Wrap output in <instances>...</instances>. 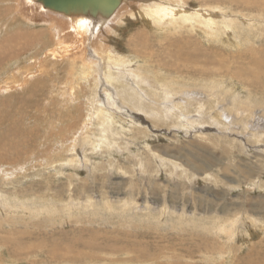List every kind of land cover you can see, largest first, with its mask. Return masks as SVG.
Returning a JSON list of instances; mask_svg holds the SVG:
<instances>
[{
  "label": "rangeland",
  "instance_id": "1",
  "mask_svg": "<svg viewBox=\"0 0 264 264\" xmlns=\"http://www.w3.org/2000/svg\"><path fill=\"white\" fill-rule=\"evenodd\" d=\"M178 1L222 31L150 26L135 9L103 42L140 76L113 64L108 80L99 59L96 80L74 82L80 61L38 59L50 45L36 3H0L5 36L21 34L0 52L22 47L0 68V264H264V0Z\"/></svg>",
  "mask_w": 264,
  "mask_h": 264
},
{
  "label": "bare ground",
  "instance_id": "2",
  "mask_svg": "<svg viewBox=\"0 0 264 264\" xmlns=\"http://www.w3.org/2000/svg\"><path fill=\"white\" fill-rule=\"evenodd\" d=\"M9 4L11 2V0H0V3H8ZM18 1V0H17ZM22 1V0H21ZM127 1V2H126ZM120 0L119 4L116 6V8L107 15H98V16H94L91 15L90 13H64L63 11H56V10H52L49 8H46L43 3L41 2V0H27V2L29 4H34L36 3V5L38 6L39 10L43 11L45 13V15L41 14V18H39L38 14H36V16L34 15H28L25 14L24 11H20L17 8H13L12 12L14 11L16 14V19L17 23H21L24 25H27V22H35L37 18H39L40 21L42 22H48L47 24H49V26L47 27L48 31V35L49 37L47 38V42L50 45L49 46V50H47L44 54V56H42L43 58H38V55L41 53V51L39 52V54H36V57L38 59H40V61L44 60L46 57H53V61L55 64L57 62H63L65 61H69V66L71 67H75V64L77 66V63L80 61L79 64L82 63V71L77 73V68L74 70L73 68L70 70V72L68 73L69 78L67 77L66 79L73 81L78 79L79 77V81L82 79H86V78H90L93 77V71H95L96 73H98V71L96 70V68L94 67V63L98 62L97 60H99V62L97 63L98 66L100 67V69L104 70L105 66L106 68L109 69V71H107V73L105 74V78L106 79H110L112 81L113 79V74L111 72L110 69L113 68V64H117L122 66L121 68H123V70L128 71L127 73H131L134 72L135 77H139L140 73L139 69L135 63V61L133 60L132 57L129 56V54L125 55L128 59L126 60L125 63L121 64L122 61L121 59H125V56L122 54L121 55V59H119V57H117V55L119 54L116 50L114 49H108L105 48V42H103V37L105 36V34L109 31H112L116 25V22L119 21V19L121 18V16L123 15H131L133 14L132 11L137 9V14L144 20V22H147L150 26H160L162 27L164 22H168L169 24H167V26H176V24L178 23H184L186 25H188L189 22L194 21L195 19H198L199 23H202V25L204 24V27L207 30V33L209 34V32L218 34L222 31L223 26L226 23H221L224 21H221L220 24L217 23V20H215L213 18V16H207L203 11H190V9H188V7L185 4H181L178 0H172L173 2H177V4H171L169 2H166L165 5L164 4H155L153 2V0ZM138 1V2H137ZM155 1V0H154ZM157 1V0H156ZM170 1V0H168ZM25 2V0H24ZM27 3V4H28ZM124 3V4H123ZM126 3H128V5H126ZM162 3V2H161ZM22 4V3H21ZM135 4H137V6H134ZM35 5V6H36ZM34 6V7H35ZM18 7V6H17ZM20 7V6H19ZM22 7V6H21ZM20 7V8H21ZM36 8V7H35ZM219 8V7H218ZM11 8H9L10 10ZM29 10V9H28ZM11 11V10H10ZM27 11V10H26ZM31 11V10H30ZM49 12H52L55 16L52 17V15H50ZM180 11H183V14H180ZM207 11V10H206ZM208 12V11H207ZM206 12V13H207ZM216 13V12H215ZM220 13V12H219ZM228 13V12H227ZM208 14V13H207ZM221 14V13H220ZM219 14V15H220ZM217 15V14H216ZM238 15V14H237ZM34 16V17H33ZM12 17V16H11ZM56 17V18H55ZM217 17V16H216ZM215 17V18H216ZM232 17V16H231ZM234 17V16H233ZM218 18V17H217ZM216 18V19H217ZM10 19L9 16H5L4 14L0 15V39L3 38V44L5 43H13L15 45V42H19L20 40L18 39L19 36H21L20 33H14L8 37H6V34H9L10 30L9 28L11 24H10ZM49 19V20H47ZM219 20V19H218ZM39 21V23H40ZM38 22V21H37ZM35 22V23H37ZM219 22V21H218ZM217 24H219L217 26ZM165 25V24H164ZM163 25V26H164ZM14 26V25H12ZM45 26V25H43ZM188 26H190V28L192 29H199V25H196L194 22H192L191 24H189ZM233 26V25H232ZM6 30H5V29ZM212 28L215 29V32L212 30ZM205 31V30H204ZM139 32V31H138ZM2 33V34H1ZM140 33V32H139ZM137 34V33H136ZM138 35V34H137ZM140 36V35H138ZM144 37V36H143ZM35 39V36L33 34H31L29 37L25 38V44L28 46L30 45V43ZM141 43H143V40L141 41ZM147 43V42H146ZM144 44V43H143ZM43 46H45V44H42ZM132 45V44H131ZM135 45V44H134ZM142 45V44H141ZM147 45V44H146ZM133 47V46H132ZM3 46H0V50H2ZM149 48V47H148ZM15 47L11 46L9 47L6 51L0 52V59L3 58L5 56V59L3 61H0V68L1 65L4 64V62H6L8 59L11 58V56L15 55ZM22 49V47H19L16 49L17 52H19ZM138 49V47H137ZM94 50H97L98 52L95 53ZM137 51V50H136ZM141 51V50H140ZM143 52V51H141ZM140 52V53H141ZM24 53V52H22ZM20 53V54H22ZM138 54V53H137ZM41 55V54H40ZM30 57V56H29ZM67 59V60H66ZM104 60V62L102 61ZM102 61V62H101ZM36 62V60L34 61ZM30 64V62H29ZM41 64V63H40ZM54 64V65H55ZM67 64V63H66ZM96 64V63H95ZM35 65V64H34ZM24 66V65H23ZM31 66V65H30ZM136 68L134 71L131 70L130 67ZM36 67V66H35ZM54 67V66H53ZM57 67V66H56ZM68 67V66H67ZM81 67V66H80ZM33 68V66L31 67V69ZM47 68V67H46ZM49 68V66H48ZM47 68V69H48ZM59 68V67H58ZM62 68V67H61ZM60 68V69H61ZM79 68V67H78ZM105 68V69H106ZM21 66H18L15 68V71H17L19 73V75L21 76L26 72L31 71L30 68L27 67V65L24 66V68L22 70ZM46 69V70H47ZM54 69V68H53ZM67 69V68H66ZM40 70V69H39ZM44 70V68H43ZM43 70L41 69V73H43ZM45 70V71H46ZM56 70V69H55ZM107 70V69H106ZM59 71V70H58ZM61 71V70H60ZM59 71V72H60ZM64 72V71H61ZM106 72V71H105ZM39 73V72H38ZM58 73V72H57ZM125 73V72H124ZM33 74V73H32ZM60 74V73H59ZM2 75V74H1ZM17 74V76H19ZM29 75V74H26ZM56 75V74H55ZM80 75V76H79ZM100 75V74H99ZM41 76V75H40ZM59 76V75H58ZM24 77V76H23ZM128 77V76H127ZM88 78V79H89ZM95 78V80L97 79V77H93ZM20 79V78H19ZM25 79V78H24ZM54 79V76H53ZM57 79V78H56ZM100 79V78H99ZM40 81V80H39ZM25 82V81H24ZM66 82V81H65ZM67 83V82H66ZM77 82H75L76 84ZM10 84V83H9ZM80 85V83H78ZM53 85V84H52ZM54 87V86H53ZM56 87V86H55ZM54 87V88H55ZM65 90L66 89V86ZM68 87V86H67ZM12 88V87H11ZM76 88V87H75ZM74 87H72V89H70L71 93L74 94ZM78 88V87H77ZM60 89V88H59ZM64 89V88H62ZM107 90V89H106ZM63 91V90H62ZM97 93V92H96ZM63 94V93H61ZM65 94V93H64ZM48 99V98H47ZM107 103V102H106ZM113 104V103H112ZM97 105H94V109ZM101 106V105H99ZM98 106V107H99ZM98 107H96L98 109ZM92 108V109H93ZM105 108V107H103ZM108 110V109H106ZM109 111V110H108ZM46 112V111H45ZM96 112V111H95ZM97 114L100 115H104L105 116V109H102L99 107V110L96 112ZM94 115V114H93ZM108 123V122H107ZM106 124V121H104L103 126ZM1 138V136H0ZM4 140V139H3ZM6 145V144H5ZM72 155V154H71ZM46 172V171H45ZM7 196V195H5ZM5 199V197H4ZM3 200V199H2ZM73 201V199L71 200ZM4 203V202H3ZM7 203V202H6ZM5 203V204H6ZM21 203V202H20ZM52 203V202H51ZM81 203V202H80ZM79 203V204H80ZM129 203V202H128ZM132 203V202H131ZM14 204V203H13ZM48 204V203H47ZM1 205V204H0ZM71 205V204H70ZM73 205V204H72ZM87 205V204H86ZM84 205V209L85 206ZM90 205H94L95 203ZM99 205V204H98ZM47 206V205H46ZM62 206V205H61ZM127 206V205H126ZM151 206V205H150ZM154 206V205H153ZM3 207V206H2ZM10 207V204H9ZM20 207V206H18ZM22 208H28L29 206H21ZM56 207V206H55ZM75 207V206H74ZM74 207L73 206H66V207H59L57 208V210H60V212L62 213H68L69 215H72L74 213ZM77 207V205H76ZM92 207V206H91ZM98 207V206H97ZM106 207V206H105ZM66 208V209H65ZM82 208V207H81ZM102 208V207H99ZM104 208V207H103ZM109 208H111V205H109ZM2 209V208H1ZM6 210V208L3 207V210ZM10 209V208H9ZM13 209V208H12ZM54 209V208H53ZM87 209V208H86ZM41 210V209H40ZM40 210H37L35 208V211L38 213V211L40 212ZM55 210V209H54ZM79 210V209H78ZM97 211L99 209H96ZM103 210V209H102ZM28 211V210H27ZM93 211L96 212L95 214H98L97 211H95V208H93ZM124 211V210H123ZM134 211V210H133ZM136 211V210H135ZM6 212V211H4ZM93 212V214H94ZM99 212V211H98ZM101 212V211H100ZM103 212V211H102ZM16 213V212H15ZM19 213V212H18ZM54 213V212H53ZM83 213V212H82ZM84 213H87L84 211ZM89 213V210H88ZM92 212H90L91 214ZM135 214V213H134ZM62 215V214H61ZM59 215V216H61ZM99 215V214H98ZM101 215V214H100ZM111 216V215H110ZM82 217H85L84 214ZM8 217H5V219ZM89 218H91L89 216ZM93 218V216H92ZM130 218V217H129ZM131 219V218H130ZM129 219V220H130ZM84 220V219H83ZM240 220V219H239ZM108 225V224H107ZM251 225V224H250ZM109 226V225H108ZM222 226V225H221ZM226 227V229H230L227 231H232L235 232L237 230L238 224H237V220H235L234 222H232V226L230 227V225L226 226V224L224 225ZM241 228V227H240ZM242 230V229H241ZM238 233V232H237ZM232 234V233H231ZM63 237V236H62ZM68 243V245H66V247L68 246L69 248H72V246H75V243H71V242H66ZM98 243V242H97ZM12 244V242H11ZM58 244V243H57ZM57 244H53L52 247H48L47 245L45 246V249H50V252L53 254V256L55 257H60L61 254L58 253L57 251ZM62 244V243H61ZM96 244V243H95ZM30 245V244H29ZM63 245V244H62ZM64 245V246H65ZM90 244H86L85 246H88ZM32 246V245H31ZM92 246V245H91ZM29 247V246H28ZM27 247V248H28ZM68 248V249H69ZM29 249H31L29 247ZM63 249V248H62ZM67 250V249H66ZM83 249H81L82 251ZM100 250L99 247H96L93 249L94 253L98 252ZM13 251H16V248H13ZM83 253V252H79L78 254ZM89 254V253H88ZM82 261H85V263H82ZM115 261V260H114ZM78 264H86V263H91L90 260L87 259L86 256H84L79 262H77ZM116 263V262H115ZM95 264V263H94ZM106 264V263H105Z\"/></svg>",
  "mask_w": 264,
  "mask_h": 264
},
{
  "label": "water",
  "instance_id": "3",
  "mask_svg": "<svg viewBox=\"0 0 264 264\" xmlns=\"http://www.w3.org/2000/svg\"><path fill=\"white\" fill-rule=\"evenodd\" d=\"M46 8L64 13H90L91 15L110 14L120 0H41Z\"/></svg>",
  "mask_w": 264,
  "mask_h": 264
}]
</instances>
